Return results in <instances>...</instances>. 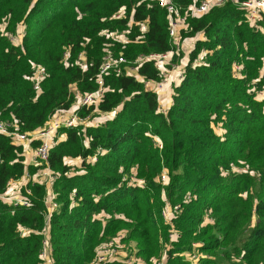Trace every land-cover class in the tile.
Returning a JSON list of instances; mask_svg holds the SVG:
<instances>
[{
	"label": "trees",
	"instance_id": "obj_1",
	"mask_svg": "<svg viewBox=\"0 0 264 264\" xmlns=\"http://www.w3.org/2000/svg\"><path fill=\"white\" fill-rule=\"evenodd\" d=\"M173 1L185 15L203 0ZM187 22L181 39L197 40L164 113L146 85L161 72L152 61L136 64L175 51L157 3L0 0V120L32 133L70 111L78 93L98 90L101 102L80 115L113 114L59 131L43 167L26 166L23 146L0 135V196L11 180L48 168L58 204L48 216V189L34 182L22 189L30 207L0 199V264H44L47 223L53 264H100L109 245L126 256L101 264H264V21L251 25L228 0ZM108 56L128 64L100 85ZM166 206L180 207L170 223Z\"/></svg>",
	"mask_w": 264,
	"mask_h": 264
},
{
	"label": "built area",
	"instance_id": "obj_2",
	"mask_svg": "<svg viewBox=\"0 0 264 264\" xmlns=\"http://www.w3.org/2000/svg\"><path fill=\"white\" fill-rule=\"evenodd\" d=\"M151 2L157 3L159 6L164 8L167 12V16L170 23V37L174 40L175 45L178 44L177 40H180V33L183 30H187V18L192 16L196 18L203 17L212 9L217 7H222L226 4L228 0H203L198 5H192L187 8L185 15L181 12L180 8L174 3L173 0H147ZM235 4H237L240 8L246 11V18L251 25H259L260 22L264 21V0H245L241 2L240 0H232ZM14 40V38H12ZM175 52L171 51L164 54H150L148 56H140L136 64H142L147 61H152L155 63L158 70L161 72L162 80L159 82V86L164 87L165 85L170 84L174 81L181 82L184 72L179 71L175 66L169 68L171 62L174 58ZM84 55L81 54L79 56V64L83 63ZM107 60L103 64L101 68L100 74V85L103 84L102 77L104 74H107L111 70L115 69L118 74L123 72V68L121 65H127L128 62L125 58L120 57L117 61L111 59L110 56L106 58ZM129 66H125V71L127 73L135 72V69H128ZM180 69V68H179ZM235 69L238 70V67L235 66ZM45 76V72L43 70L39 71L35 77V88L39 90V84L41 83L43 77ZM175 83V82H174ZM147 85V84H146ZM103 90H98L93 93L81 94L78 93L77 103L79 104L78 108L72 111L71 113L64 112L63 114H57L54 116L43 128L32 132V133H21L18 125L15 122H4L0 120V135H5L12 138L14 144L16 143H38V146L35 147L34 150V165H41L42 167L48 163L50 152L52 146L54 144L55 138L57 134L62 129H70L74 128L77 125L88 126V123H92L91 115L88 114L85 117L80 115V110L83 108L89 109L95 105H98L101 102ZM162 112L166 113L167 107L161 103L160 105ZM166 108V109H165ZM18 145V144H16ZM162 148V146H160ZM1 163V158H0ZM27 179L25 184L21 187L20 194L18 196L11 195H1L0 199L9 203L14 207H30V201L22 195V189L25 188L30 182L44 184L48 189V197L46 198V205L48 209V213L50 216L56 209H58V204L54 201V196L52 194V185L55 181V176L52 171L48 168H43L39 170L35 175H30V173L26 172L22 177ZM21 178V179H22ZM134 179V178H133ZM167 178L164 175L162 177V181L166 182ZM19 180H11L8 183V188L12 187V185ZM135 182V180H133ZM138 182V181H137ZM138 185L141 183L138 182ZM7 192V191H6ZM27 194L30 195V190H27ZM180 213V207L176 206L171 208L170 206H166L162 210V216L167 223H170L178 214ZM47 216V218H48ZM45 240L43 241L44 248L40 253V258L43 260L44 264H53L51 259L52 249L49 243V224L47 223L45 229ZM119 252L117 248L113 245L107 246L102 250L99 255L98 262L104 263L107 261L113 262L117 261ZM192 261H196V255L190 256ZM119 260V259H118ZM155 264H165L163 261L154 262ZM127 264H142L139 260H129Z\"/></svg>",
	"mask_w": 264,
	"mask_h": 264
},
{
	"label": "rangeland",
	"instance_id": "obj_3",
	"mask_svg": "<svg viewBox=\"0 0 264 264\" xmlns=\"http://www.w3.org/2000/svg\"><path fill=\"white\" fill-rule=\"evenodd\" d=\"M186 23L188 24V22H186ZM187 30H183V32H186ZM23 32H24L23 27H20L19 28V31H18V34L15 37H13L14 38L13 42L15 44H20L21 38H22V35H23ZM180 35H182V32L180 33ZM180 39H181V36H180ZM196 40H197V38L187 39V40H184V41L182 39L181 40H177L178 41V44L175 46L176 47L175 48V51H174L175 52V55H174V58H173V60L171 62V65H169V68H171L172 66H175V67H178L177 69L179 71H183L184 72L185 66H186L187 61H188L189 53L193 49ZM188 44H190V50L188 48ZM128 69L129 70L130 69H135V66L134 67L133 66H129ZM174 82H172L170 84L167 83V85H165L164 87L159 86V82H148V83H146L147 86L149 87V89L155 91L159 95L162 104L167 107V109L165 108L166 109V112H167V110H168V108H169V106L171 104V100H169L168 102H166L164 100L167 97H169L171 99V96H172V93H173V88L176 86L175 84L178 83V81H174ZM166 94H167V96H165ZM163 97H164V100L162 99ZM261 98H264V94L263 93L260 95V99ZM78 106H79V104L76 103L70 110L73 111L74 109H77ZM61 113H63V112H61ZM61 113H59V114L61 115ZM95 113H96V111H94L92 114L90 112L91 117H93V115H96ZM112 116H113V114H111V115L98 114V117H96V118L93 117L94 119L91 120L92 123L89 122L88 123V126L89 125L91 126V125H94V124L95 125L102 124V123H104L103 120H105L106 118L109 119ZM93 122H95V123L93 124ZM217 132L219 134H222V130L221 129H217ZM60 139L63 140L64 138H60ZM26 150L28 151L29 149L26 148L24 150V153L25 154H26ZM73 161H74L73 166L80 167V165H81V161L80 160H73ZM128 178H129V180H131V179L134 180L133 179L134 176H132V177H129L128 176ZM117 251H118V249H117ZM119 254L120 255H123V256H126V253L123 250V246L119 249ZM123 256H121V257H123ZM136 260H139L141 263H143V261L140 260V259H136Z\"/></svg>",
	"mask_w": 264,
	"mask_h": 264
},
{
	"label": "crops",
	"instance_id": "obj_4",
	"mask_svg": "<svg viewBox=\"0 0 264 264\" xmlns=\"http://www.w3.org/2000/svg\"><path fill=\"white\" fill-rule=\"evenodd\" d=\"M188 48L190 50V44H188ZM179 83L180 82L178 81V83H176L175 85H178ZM165 96H167V94ZM164 97L162 98L163 100H164ZM169 100H171V99L169 97H167L164 101L168 102ZM71 112L72 111L70 110V111H68L66 113H71ZM16 144L23 146L24 150L26 148L29 149L28 151L26 150V154H24L25 155V165L26 166H32V165H34L35 164V158H34L35 157L34 156L35 147L31 143H16ZM72 162H74V161H69L70 164H73ZM20 180L21 181L15 182L12 185V187L8 188V190H7V192H6L5 195L18 196L20 194L21 187L25 184V182L27 181V179L22 178Z\"/></svg>",
	"mask_w": 264,
	"mask_h": 264
}]
</instances>
